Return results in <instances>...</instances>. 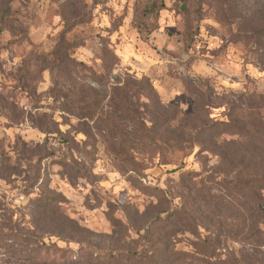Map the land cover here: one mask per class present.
I'll use <instances>...</instances> for the list:
<instances>
[{
	"label": "rangeland",
	"instance_id": "rangeland-1",
	"mask_svg": "<svg viewBox=\"0 0 264 264\" xmlns=\"http://www.w3.org/2000/svg\"><path fill=\"white\" fill-rule=\"evenodd\" d=\"M263 128L264 0H0L1 231L264 264Z\"/></svg>",
	"mask_w": 264,
	"mask_h": 264
},
{
	"label": "trees",
	"instance_id": "trees-1",
	"mask_svg": "<svg viewBox=\"0 0 264 264\" xmlns=\"http://www.w3.org/2000/svg\"><path fill=\"white\" fill-rule=\"evenodd\" d=\"M141 123L143 124V121ZM229 123L238 127L234 120ZM59 201V198L53 195L40 196L30 202V209L36 215L32 217L33 221L30 223L35 227V219L44 221L45 228L39 229V232L46 231L47 235H58L56 229L59 227L61 229L71 227L73 221L69 218L62 221L56 216ZM166 212L167 210H162V213ZM9 219L13 221L11 216ZM14 224L7 231L0 230V234L10 241V244L6 245L10 251L9 257L17 264H212L210 251L198 249L195 253L187 254L170 248L167 246L166 237L161 241V237L150 232V229H146L140 235V238L144 239L143 243L148 245L141 250L131 249L125 245L119 250L111 247L100 248L97 245L82 246L74 253L56 246L53 242L44 243L34 232L31 235L27 234L28 232L23 233L18 230L17 224L15 227Z\"/></svg>",
	"mask_w": 264,
	"mask_h": 264
}]
</instances>
